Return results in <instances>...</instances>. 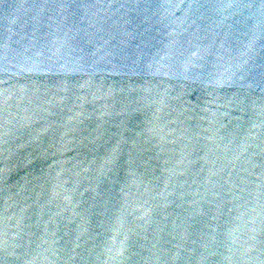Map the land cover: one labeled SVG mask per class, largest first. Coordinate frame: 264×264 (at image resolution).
<instances>
[{
  "label": "water",
  "instance_id": "water-1",
  "mask_svg": "<svg viewBox=\"0 0 264 264\" xmlns=\"http://www.w3.org/2000/svg\"><path fill=\"white\" fill-rule=\"evenodd\" d=\"M0 264H264V0H0Z\"/></svg>",
  "mask_w": 264,
  "mask_h": 264
}]
</instances>
